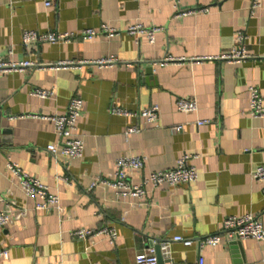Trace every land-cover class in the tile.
<instances>
[{
  "label": "crops",
  "instance_id": "obj_1",
  "mask_svg": "<svg viewBox=\"0 0 264 264\" xmlns=\"http://www.w3.org/2000/svg\"><path fill=\"white\" fill-rule=\"evenodd\" d=\"M47 1L0 0L1 57L43 65L115 63L0 75V129L6 131L0 135V212L27 210L0 229V250L9 252L0 264H137L149 248L160 264H193L199 256L207 264H264V242L234 243L223 232L231 216L264 223V182L252 176L264 165V119L250 114V88L264 99V1L253 13L252 0H56L51 7ZM184 10L196 12L178 16ZM133 25L161 31L151 43L145 35L128 34ZM103 26L119 33L107 36ZM89 29L98 33L89 41L23 44L27 31L79 35ZM238 33L246 36L250 58L220 59L240 49ZM35 89L53 96L36 97ZM75 97L83 101L76 137L84 141V154L55 159L47 147L60 140L46 117L67 114ZM179 99L196 101L198 110L178 111ZM153 106L160 109L157 124L113 112ZM130 128L139 131L127 135ZM184 155L199 173L193 184H146L142 199L103 185L90 190L96 178L113 174L121 157L147 159L131 175L141 185L152 173L176 168ZM9 163L58 195L62 213L37 211L41 200L25 194ZM106 227L115 232L114 241L106 234L72 236ZM218 234V246L200 247L201 239ZM176 237L194 243L186 247ZM164 242L170 243L171 260L162 255Z\"/></svg>",
  "mask_w": 264,
  "mask_h": 264
},
{
  "label": "built area",
  "instance_id": "obj_2",
  "mask_svg": "<svg viewBox=\"0 0 264 264\" xmlns=\"http://www.w3.org/2000/svg\"><path fill=\"white\" fill-rule=\"evenodd\" d=\"M264 0H252L251 13L262 6ZM56 0H48L46 2L47 7L54 6ZM208 9L204 8L201 12H207ZM196 10H184L178 13V16H186L195 13ZM160 28H146L143 25H133L130 26L126 32L130 35H145L147 39L151 42H155L156 34L160 32ZM102 33L113 37L119 32L114 28L108 26H103ZM98 33L95 30L89 29L85 30L82 34H70V33H48L39 34L35 31H27L23 34V44L28 46L31 42H41V43H62V42H72L74 40H92ZM246 36L243 33H238L237 41L241 45L239 50L235 52L224 54L220 59L240 62L250 58V55L244 50L243 45ZM12 52H10L11 54ZM173 58L166 59V62H174ZM98 64L103 67L112 66L115 63L114 59H105L98 62H59L54 65H43L35 64L30 61H14L0 56V75H6L13 72H25L29 69L37 68H53V69H76L85 64ZM33 95L42 99H47L53 96V92L46 91L42 89H35ZM177 109L183 113L196 112L198 110V104L194 100L179 99L177 101ZM83 110L82 99L75 97L71 100L67 114L63 116H50L46 119L51 120L55 124L56 133L59 137V145H49L47 151L52 154V156L57 159L59 154L67 156L71 159H80L83 157L85 144L82 139L76 137L77 122L80 118ZM113 112L121 116H131L139 117L146 120L150 124H157L160 120V109L158 106H153L151 108L142 110L137 113L128 112L123 109L114 108ZM250 114L254 118L264 119V99L261 96L260 91L255 88H250ZM208 123V121H199L198 125H203ZM176 131H181L182 127L179 126L175 128ZM139 130L137 128H130L127 135L136 133ZM192 157L190 155H184L178 160L176 168L172 170H165L160 172H155L145 177L141 185H136L132 182V172L143 170L147 159L142 156H125L121 157L116 162L115 171L112 175L95 179L90 187V190H94L96 187L103 185L113 188L119 196L122 197H136L144 198L147 195L145 189L146 184H151L154 187H159L162 185H169L177 187L180 185H190L199 179V173L197 170L190 165V160ZM8 169L17 177L20 181L22 189L25 194L29 197H36L41 200V203L37 205V211H58L62 213L61 199L58 195L53 194L49 189L40 183L38 180L31 178L25 174L17 165L9 163ZM253 178L257 181L264 182V165L256 168L252 174ZM67 181V180H66ZM264 195V190H263ZM27 215V210H5L0 212V229L6 228L13 224L16 220L24 218ZM223 232L226 233V237L229 241H241L245 239H253L257 242H264V223L261 218L256 216H243L236 217L231 216L225 219L223 223ZM98 234H106L111 241H114L116 234L112 229L103 228L101 230H79L72 233L74 238L84 239L87 237H93ZM223 238L220 234L209 236L201 239L199 241L200 247L205 246H218L222 242ZM175 242L182 243L184 246L189 247L194 243L193 240H188L182 237L174 238ZM160 249L164 258L171 260V250L170 243L164 242L160 244ZM8 250H0V259L8 257ZM137 264H160L158 255L155 248H149L145 252L138 255ZM172 264H175L174 262ZM193 264H207L203 256H199L197 261Z\"/></svg>",
  "mask_w": 264,
  "mask_h": 264
},
{
  "label": "water",
  "instance_id": "obj_3",
  "mask_svg": "<svg viewBox=\"0 0 264 264\" xmlns=\"http://www.w3.org/2000/svg\"><path fill=\"white\" fill-rule=\"evenodd\" d=\"M0 119H1V116H0ZM1 133H5L6 134V131L5 130H1L0 129V135H1ZM4 139V138H3ZM0 140H1V138H0ZM5 140V139H4ZM236 242H238V241H234V243H236ZM159 258V257H158ZM160 260V259H159Z\"/></svg>",
  "mask_w": 264,
  "mask_h": 264
}]
</instances>
